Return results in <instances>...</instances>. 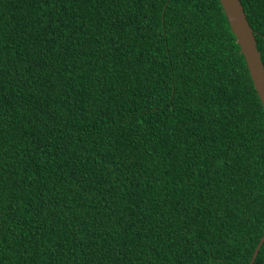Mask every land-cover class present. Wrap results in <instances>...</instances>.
<instances>
[{
    "label": "trees",
    "instance_id": "16d2710c",
    "mask_svg": "<svg viewBox=\"0 0 264 264\" xmlns=\"http://www.w3.org/2000/svg\"><path fill=\"white\" fill-rule=\"evenodd\" d=\"M263 233L264 109L219 0H0V264H248Z\"/></svg>",
    "mask_w": 264,
    "mask_h": 264
},
{
    "label": "water",
    "instance_id": "95a60500",
    "mask_svg": "<svg viewBox=\"0 0 264 264\" xmlns=\"http://www.w3.org/2000/svg\"><path fill=\"white\" fill-rule=\"evenodd\" d=\"M225 13L229 27L239 45L240 52L245 59L252 84L264 109V65L261 61L260 51L257 49V42L254 30L244 12L240 0H219ZM264 241V233L261 235L248 264H252L261 244Z\"/></svg>",
    "mask_w": 264,
    "mask_h": 264
}]
</instances>
